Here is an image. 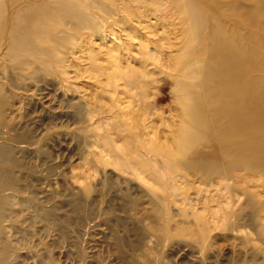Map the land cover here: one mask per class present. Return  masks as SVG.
I'll return each mask as SVG.
<instances>
[{
    "label": "rangeland",
    "instance_id": "obj_1",
    "mask_svg": "<svg viewBox=\"0 0 264 264\" xmlns=\"http://www.w3.org/2000/svg\"><path fill=\"white\" fill-rule=\"evenodd\" d=\"M246 78L264 0H0V264H264V169L190 164Z\"/></svg>",
    "mask_w": 264,
    "mask_h": 264
},
{
    "label": "bare ground",
    "instance_id": "obj_2",
    "mask_svg": "<svg viewBox=\"0 0 264 264\" xmlns=\"http://www.w3.org/2000/svg\"><path fill=\"white\" fill-rule=\"evenodd\" d=\"M246 83L264 89V78L261 81H250L246 78ZM209 121L211 124L209 131L211 133L210 137H208V142L216 145L214 142L216 135L221 134L220 132L226 125V121H216L214 119H210ZM239 127L243 131L239 134L240 138L236 140H231L228 137L221 139L224 142L230 141L228 145L217 144L213 150L209 149V152L201 146L194 150L192 154L197 158L190 161V164L193 170L197 169V174H199L200 178L211 180L213 176L220 174V170H223L227 162L230 161L245 162L248 165L264 169V121L262 124L253 125L243 120L239 122ZM214 151L219 153L220 160L212 156ZM234 162L232 165H235ZM251 163H255L256 165ZM190 201H193V199H190Z\"/></svg>",
    "mask_w": 264,
    "mask_h": 264
}]
</instances>
